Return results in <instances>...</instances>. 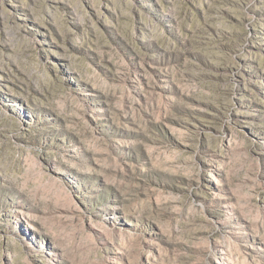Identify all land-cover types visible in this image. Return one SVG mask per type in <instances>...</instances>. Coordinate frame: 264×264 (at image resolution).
<instances>
[{"label": "rangeland", "instance_id": "rangeland-1", "mask_svg": "<svg viewBox=\"0 0 264 264\" xmlns=\"http://www.w3.org/2000/svg\"><path fill=\"white\" fill-rule=\"evenodd\" d=\"M0 264H264V0H0Z\"/></svg>", "mask_w": 264, "mask_h": 264}]
</instances>
